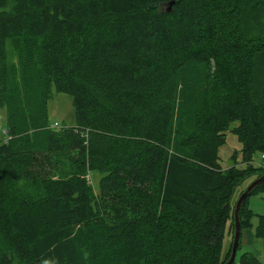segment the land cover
<instances>
[{
  "label": "trees",
  "instance_id": "16d2710c",
  "mask_svg": "<svg viewBox=\"0 0 264 264\" xmlns=\"http://www.w3.org/2000/svg\"><path fill=\"white\" fill-rule=\"evenodd\" d=\"M0 106V264H226L264 175V0H0Z\"/></svg>",
  "mask_w": 264,
  "mask_h": 264
},
{
  "label": "rangeland",
  "instance_id": "374dc122",
  "mask_svg": "<svg viewBox=\"0 0 264 264\" xmlns=\"http://www.w3.org/2000/svg\"><path fill=\"white\" fill-rule=\"evenodd\" d=\"M49 119H50L51 124L58 122L59 127L73 126L76 124L74 106H73V98L70 94L54 91L53 97L49 101ZM6 123H7L6 108L3 106H0V142L6 137V135L4 134V128L6 127ZM237 124H238L237 122H234L231 125V128L235 127ZM241 149H242V144L240 140L238 139V137L236 136V134L232 132L231 130H228L226 132V141L224 144H222L219 147V150H218V153L220 156V164L222 165V167L227 168L233 162L236 163V161H238V164L241 166L240 164ZM233 156H236V158H234ZM257 161L261 162L262 157L260 158L259 156L257 158ZM102 176L103 174L97 171H93L90 173V183L96 194L99 193L100 180ZM254 179L256 180L258 179V177L253 176L247 179L237 188L236 194L234 197L235 200H237L239 195L242 192H244L249 187V185L253 183V181H255ZM249 207L253 210L255 215L252 217V220H251L253 227L248 228V229L254 232V227L258 223V215L264 214V192H259V193L251 195L250 200H249ZM245 231L246 229H243V236L240 238L241 249L237 251V255H236L237 264H239L240 256L242 255V253L244 251H248V250L243 249V244L245 243V239H246ZM241 235H242V231H241ZM232 241H233L232 237L227 229L226 235L223 239V248L221 252L222 258L225 256V253L228 251L229 247H231ZM259 242L261 243V245L259 246L260 251L258 253L260 254V256L257 255L256 253L257 249H254V251L252 250L250 251H252L256 256H258L264 264V241L259 239ZM255 248L257 247L255 246Z\"/></svg>",
  "mask_w": 264,
  "mask_h": 264
},
{
  "label": "water",
  "instance_id": "95a60500",
  "mask_svg": "<svg viewBox=\"0 0 264 264\" xmlns=\"http://www.w3.org/2000/svg\"><path fill=\"white\" fill-rule=\"evenodd\" d=\"M173 4H174L173 2H171L169 4V9L172 8ZM263 181H264V176L259 177L258 179L253 181V183H251L249 185V187L242 193V195L237 200V204H236L235 212H234V214H235V230H234L233 245H232V249H231V256H230V258L226 264H232L236 259V255H237V251H238V247H239V242H240V238H241V231H242L241 224H240V217H239L241 205L244 202V200L249 196L250 192L258 184H260Z\"/></svg>",
  "mask_w": 264,
  "mask_h": 264
},
{
  "label": "crops",
  "instance_id": "0c3cea01",
  "mask_svg": "<svg viewBox=\"0 0 264 264\" xmlns=\"http://www.w3.org/2000/svg\"><path fill=\"white\" fill-rule=\"evenodd\" d=\"M246 233H245V236H246V239H245V243L243 244V249H245V250H248V251H250V250H252V251H254V249H257L256 251V253H257V255H259L260 256V254H258L259 253V251H260V249H259V246L261 245V243L259 242V239H257L255 236H254V232L253 231H251V230H249V229H246V231H245ZM243 236V230H242V235H241V237ZM254 243V244H253ZM255 246L257 247V248H255ZM254 247V248H253Z\"/></svg>",
  "mask_w": 264,
  "mask_h": 264
},
{
  "label": "built area",
  "instance_id": "2783aa9c",
  "mask_svg": "<svg viewBox=\"0 0 264 264\" xmlns=\"http://www.w3.org/2000/svg\"><path fill=\"white\" fill-rule=\"evenodd\" d=\"M51 127L52 128H59V123L58 122L52 123ZM260 165L264 166V155H262V161L260 162Z\"/></svg>",
  "mask_w": 264,
  "mask_h": 264
}]
</instances>
